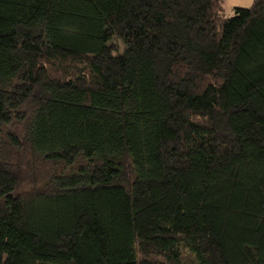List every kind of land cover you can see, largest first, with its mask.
<instances>
[{
  "label": "trees",
  "instance_id": "16d2710c",
  "mask_svg": "<svg viewBox=\"0 0 264 264\" xmlns=\"http://www.w3.org/2000/svg\"><path fill=\"white\" fill-rule=\"evenodd\" d=\"M0 264H264V0H0Z\"/></svg>",
  "mask_w": 264,
  "mask_h": 264
},
{
  "label": "rangeland",
  "instance_id": "374dc122",
  "mask_svg": "<svg viewBox=\"0 0 264 264\" xmlns=\"http://www.w3.org/2000/svg\"><path fill=\"white\" fill-rule=\"evenodd\" d=\"M252 0H224V14L226 17H232L236 8H248Z\"/></svg>",
  "mask_w": 264,
  "mask_h": 264
}]
</instances>
